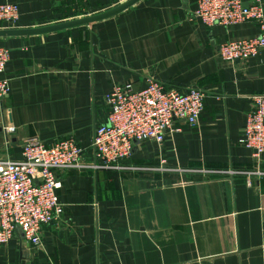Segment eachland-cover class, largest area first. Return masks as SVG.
<instances>
[{
  "label": "crops",
  "instance_id": "crops-1",
  "mask_svg": "<svg viewBox=\"0 0 264 264\" xmlns=\"http://www.w3.org/2000/svg\"><path fill=\"white\" fill-rule=\"evenodd\" d=\"M125 1L0 0L19 10L0 30L51 26L84 18L73 14L85 6L95 15ZM196 1L139 0L88 26L0 37L9 51L0 161L21 160L28 139L71 137L91 162L113 84L139 90L151 77L207 92L196 125L177 122L160 144H135L125 163L150 169L56 171L62 217L41 228L39 246L16 231L0 246V264H264V177L253 174L264 171V152L240 143L250 96L264 94V50L233 63L218 56L222 43L262 32L252 22L192 21ZM161 159L166 169H152Z\"/></svg>",
  "mask_w": 264,
  "mask_h": 264
},
{
  "label": "built area",
  "instance_id": "built-area-1",
  "mask_svg": "<svg viewBox=\"0 0 264 264\" xmlns=\"http://www.w3.org/2000/svg\"><path fill=\"white\" fill-rule=\"evenodd\" d=\"M18 18L16 4H0V23L13 25ZM191 19L207 27L250 22L259 26V36L224 42L218 47V56L225 62L255 57L264 50V0H252L247 5L240 0H197ZM8 58V49L0 46V76ZM8 91V80L0 78V98ZM206 97L205 90L169 87L151 77L139 90L130 83L113 84L104 96L105 121L95 128L91 140V162L83 161L84 148L71 137L51 145L35 138L26 140L21 160L0 161V246L8 243L16 231L32 246H39L41 228L62 217L63 208L57 196L61 182L56 171L148 170L125 163L135 144H160L167 134L180 130L177 122L196 125ZM250 100L252 106L240 143L259 155L264 152V94H252ZM164 164L161 159L160 165L152 169L164 170ZM253 174L264 177V171Z\"/></svg>",
  "mask_w": 264,
  "mask_h": 264
},
{
  "label": "water",
  "instance_id": "water-1",
  "mask_svg": "<svg viewBox=\"0 0 264 264\" xmlns=\"http://www.w3.org/2000/svg\"><path fill=\"white\" fill-rule=\"evenodd\" d=\"M139 0H126L122 4L107 10L105 12L87 16L84 18H79L71 21L62 22L59 24L41 27V28H35V29H25V30H0V37H6V36H14V35H32V34H43L48 33L52 31H59L63 29H68L71 27H77V26H83V25H90L92 23L102 21L104 19H107L109 17H112L125 9L131 7L135 3H137Z\"/></svg>",
  "mask_w": 264,
  "mask_h": 264
},
{
  "label": "rangeland",
  "instance_id": "rangeland-1",
  "mask_svg": "<svg viewBox=\"0 0 264 264\" xmlns=\"http://www.w3.org/2000/svg\"><path fill=\"white\" fill-rule=\"evenodd\" d=\"M91 12H92V10L88 6H85L81 10H77L75 12V14H73V15L82 14L83 16H80V17H87V16H91L92 15Z\"/></svg>",
  "mask_w": 264,
  "mask_h": 264
}]
</instances>
